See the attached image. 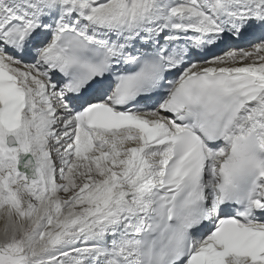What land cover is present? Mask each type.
<instances>
[{
  "label": "snow or ice",
  "instance_id": "obj_1",
  "mask_svg": "<svg viewBox=\"0 0 264 264\" xmlns=\"http://www.w3.org/2000/svg\"><path fill=\"white\" fill-rule=\"evenodd\" d=\"M0 264H264V0H0Z\"/></svg>",
  "mask_w": 264,
  "mask_h": 264
}]
</instances>
